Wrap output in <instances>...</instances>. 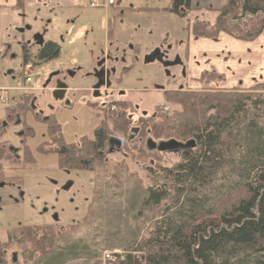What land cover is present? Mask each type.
<instances>
[{
	"label": "rangeland",
	"instance_id": "374dc122",
	"mask_svg": "<svg viewBox=\"0 0 264 264\" xmlns=\"http://www.w3.org/2000/svg\"><path fill=\"white\" fill-rule=\"evenodd\" d=\"M80 1L84 0H51L46 6L34 2L33 6L25 8L23 12V24L26 29L23 42L3 41L7 49L5 53L3 51L0 53V87L8 88L7 94H4V98H7L4 109L7 105L8 107L13 105L20 95L12 88H25L27 85L38 88L32 92L35 109L31 110L33 112H28L25 118V122L34 131L33 138L26 141L30 148L47 140L46 125L42 122L50 115H53L59 123L61 134L67 143L75 142L81 136L88 138L93 136L92 130L98 120L84 105V102L90 100L85 96V89L92 83V79L83 76V71L74 69L82 60L85 58L87 60L88 51L86 50L84 55L83 45L71 39L77 31V23L82 24V19L79 20L80 13L85 17L84 25L88 34L92 30L95 33L100 32L103 23L101 15L104 12L87 7V3L81 5ZM141 1L145 2V0ZM157 1L160 0H152L151 3ZM42 2L47 3L46 0ZM211 2L204 1V5L199 6L203 8L196 10L200 20L205 24L209 23L210 26L217 16L204 9H207V5ZM135 3V0L133 2L115 0L120 13L124 11L123 8L132 7ZM241 6L230 14L227 21V23L232 22L230 26L242 25V20L249 21ZM194 15L195 13L188 12L184 17L165 11L136 12L132 16V12H128L113 18L116 41L123 39L124 43L133 42L137 51L136 54L132 53V68L123 75L120 87L132 91V104L139 110H146V116L151 114L154 105L163 103V92L197 87L195 80L189 76L190 72L196 73L199 68L198 61L203 59L200 52L196 54L197 48L194 46L189 29L190 20ZM257 16L254 15V18ZM49 18L52 22L48 25L46 20ZM81 31L82 29L78 30V34ZM35 32L42 37L43 42L58 43L61 49L57 58L48 61L38 57L37 48L27 41ZM5 33L1 32L2 36ZM14 37L18 36L14 35ZM263 38L264 33L253 43L257 46L253 50L255 62H258L261 54H264ZM222 45L227 47L234 57L241 55L236 47L227 45L222 39L214 45V50L221 48ZM159 47L164 55L163 63H170L168 73L159 61H146L147 57ZM77 50L79 54L73 56L72 54ZM26 55L25 65L33 75L32 85L25 83L23 78V58ZM60 71L69 73H66L65 79L69 90L63 101H56L51 94L55 86L52 76ZM262 79L263 77L260 82ZM224 82L225 80L219 77H211L210 84L205 88L210 91L231 90L230 87H223L227 86ZM31 91H26L27 93L19 98L30 96ZM106 101H110V98ZM172 108L168 106L169 110ZM4 114L0 105V120L5 118ZM35 115H41L40 121L34 120ZM247 118L257 119L258 124H261L264 114L253 109ZM17 119L18 117L0 138V143H6L7 146L12 144L20 148L21 139L17 134L21 133L22 126ZM192 140L191 137L185 141H175L185 144ZM142 144L145 146L144 140ZM144 146L142 148L146 149L147 147ZM196 148L195 145L194 149ZM188 149L191 150L186 148L159 152L147 148V152L152 157L150 158L149 155L143 163H137L130 157H122L119 152L113 153L112 150H107L105 156L91 163L87 171L69 173L58 170L55 155H38L37 169L29 175L24 172L23 178L19 181L0 185V243L7 241L8 231L20 226L55 224L63 227L74 224L73 229L59 236L56 235L52 247L49 250L45 247L47 253L43 255L36 252L37 242L26 249L25 255L21 253L19 244L12 243L8 247V255L11 252L18 254V264H103L101 259L103 252L111 251L114 254L120 252L122 256L117 257L111 264H117L127 257L131 259V264H146V254L138 247L141 246L140 240L152 232L156 223L167 224L184 220L193 206L203 204L205 199L210 200L240 183L247 167L243 158L245 148L241 145L232 153L227 165L214 180L194 184L190 194L178 195L166 170L170 172L173 166L182 163L183 153ZM3 166L5 176L10 174L12 168L18 167L7 161ZM149 187L157 192L161 190L164 192L156 203L148 198ZM86 214L87 218L82 221ZM33 233L35 234L36 230L30 235ZM41 234L44 233L36 235Z\"/></svg>",
	"mask_w": 264,
	"mask_h": 264
},
{
	"label": "trees",
	"instance_id": "16d2710c",
	"mask_svg": "<svg viewBox=\"0 0 264 264\" xmlns=\"http://www.w3.org/2000/svg\"><path fill=\"white\" fill-rule=\"evenodd\" d=\"M29 1L15 0L14 8L24 11ZM240 5L249 21L242 20V25L230 26L232 22L227 23L228 18ZM163 10L186 16L192 11L191 0H170ZM210 11L217 16L213 25L202 20L193 22L190 26L193 37L216 39L220 33H225L248 42L264 33V0H227L224 7ZM254 15L258 16L254 18ZM58 53L59 46L48 42L38 57L51 60ZM23 59L25 65L27 55ZM208 77L203 75L201 80ZM19 97L13 105L5 108V118L0 120V138L18 117L22 126L21 146L14 153L7 150L6 143H0V160L21 164L27 170L37 169L38 155H55L60 171H87L91 163L105 156L108 136L120 140L125 148L122 157H130L137 163H143L150 155L147 148H142L143 141L139 139L185 141L195 136L197 148L194 152L183 153L182 163L173 166L170 172L166 170L175 192L184 195L191 193L192 185L214 180L232 153L243 145L247 167L240 183L210 200L205 199L203 204L193 206L184 220L156 223L152 232L140 240L138 248L145 252L146 264H264V120L258 124L257 119H246L253 109L264 114V75L261 82L248 90L168 92L164 94V101L178 106L170 115L153 116L151 113L143 117L132 106L134 125L139 128L132 145L127 141L126 112L120 115L115 111L111 120L108 117L101 119L92 138L81 136L71 143L65 142L59 123L50 115L41 121L46 125L47 140L30 148L26 141L33 138L34 131L25 118L33 109V95ZM40 118L41 115L34 116L35 121ZM113 120L117 121V128L109 123ZM147 191V197L155 203L164 193L151 187ZM86 218L87 214L82 221ZM73 225H24L8 231L7 241L0 244V264L10 262V254L3 252V247L19 244L25 255L26 249L37 242L36 252L43 255L52 247L56 235L73 229ZM33 230L36 233L30 235ZM39 233L44 234L37 236ZM117 264H131V259L124 258Z\"/></svg>",
	"mask_w": 264,
	"mask_h": 264
},
{
	"label": "flooded vegetation",
	"instance_id": "af4514ba",
	"mask_svg": "<svg viewBox=\"0 0 264 264\" xmlns=\"http://www.w3.org/2000/svg\"><path fill=\"white\" fill-rule=\"evenodd\" d=\"M46 2H42V0H30L29 3H27V6L30 8L31 6L29 5H33L34 2H39V4L41 3L43 6H46L48 3H50L51 0H46ZM75 1H79V0H75ZM91 0H84V1H80L81 5H84V3H87V7L92 8V9H99L101 11H103L104 13L101 15V17H103V23L100 26V32L99 33H95L93 30L91 32H89L87 34V28L85 27V17L83 14H79V20L82 19V24L81 23H77V31L75 32V36L73 39H71V41H75L77 43H79L80 45H83L84 51L83 54L86 55V50L88 51L87 53V60L86 58L84 60H82L81 63H78L74 69L77 71H83V76L86 77H90L92 79V83L89 85V87H87L85 89L86 94L85 96L89 97V101L88 102H84V105L86 107L87 110H89V112H93V116L95 119H97V123L94 126L93 130H92V134L95 130V128L100 124L101 119H105V117H108L110 120L112 118L113 113L116 111L118 112L120 115H123L124 112H126L127 118H128V122L127 120L125 121V123L129 125V130H128V141L129 143L132 145V141L136 139L138 133H139V128L135 127L134 125V114L132 111V106L134 107V109L138 112L141 113V116L145 117L146 116V110H139L137 106H134L132 104V91L129 89H126L124 87H120V84L122 82V77L125 73H127L131 68H132V53L136 54V48L133 45V42H126L124 43V40L121 39L119 41H116L115 39V33H116V27H115V22H114V17H116L117 15L121 14L124 15L125 13H130L132 12V8L131 10L128 7L123 8L124 11L120 13V8H118L115 5V0H105L103 2V5H99V6H91L90 5ZM172 14V13H171ZM22 18L24 17V13L21 14ZM174 15V14H173ZM47 24H51L52 19H48L46 20ZM82 31L78 34V30ZM94 29V27H93ZM25 25L22 24L20 26V28H18L19 33H17L18 35L21 36V42H23L24 38H25ZM102 32V34H101ZM37 32L31 34L28 37V42L30 45H33L37 48V55L40 53V51L42 50V48L45 46L46 43L48 42H54V41H44L42 37L39 34H36ZM40 33V32H38ZM42 34V33H41ZM87 35V36H86ZM38 36L41 38V44L37 45V40H38ZM35 37V39H33ZM196 38V37H193ZM58 45V43H56ZM85 45V47H84ZM59 46V45H58ZM86 48V49H85ZM158 48V47H157ZM60 46H59V53L57 55V57L60 54ZM153 51V50H152ZM151 51V52H152ZM55 57V58H57ZM151 61L149 62H153V61H159L160 63L163 64V66L165 67V72L168 73V68L170 65V63H163V52L162 49H155L150 55L149 57H147V60L151 59ZM52 60V59H51ZM50 61V60H48ZM87 64V65H86ZM68 73L60 71L58 74H54L52 76V78L54 79L55 82V86L52 88L51 94L53 93L54 90H56V85L57 84H64L66 86V88L64 89V96L62 98V100H57L54 99V97L52 96V98L56 101H63L65 98V95L67 93V91L69 90V87L66 85L65 83V79ZM69 74V73H68ZM72 76V74H70ZM190 78H193L191 76V74L189 73ZM99 84V87H96V85ZM195 89H191L189 87L186 88H177L174 90H170V91H165L162 94V98H163V103L162 104H157L154 105L153 109L151 110L153 113V116L158 114V115H162V114H167L170 115L172 112H174L175 110L178 109L177 104L175 103H167L164 101V94L168 93V92H180V91H194ZM110 98V101H106V99ZM112 98V99H111ZM66 104H68V102L66 101ZM168 106L173 107L171 110L168 109ZM109 116H107V115ZM96 116V117H95ZM133 122V125H132ZM111 125H114V127H118L117 125V121L115 122L110 121L109 122ZM135 129L134 132H132V130ZM193 143L195 144V136H193L192 138ZM145 142V146L147 147V141L148 140H152L151 138H145V139H139V141H143ZM111 141V142H110ZM109 142V143H108ZM154 142V141H153ZM161 142V141H157L154 142L155 144ZM108 144V146H107ZM193 144V146L190 147V151H194L195 149V145ZM148 148V147H147ZM149 149V148H148ZM182 150H185L186 148H181ZM180 149V150H181ZM7 150L17 153L18 150H10V148L7 147ZM107 150H112V152L114 153L116 151L119 152L120 155L124 156L125 153V148H122V144L120 142V140L116 139L113 136H108L106 139V143H105V149H104V154ZM132 150V149H131ZM150 150V149H149ZM156 150V149H153ZM187 152H190L189 149L186 150ZM185 152V151H184ZM5 161L10 162L8 160H0V166H1V177H0V185H3L5 183L8 182H12V181H19L21 180V178H9L6 179V176L4 174V170H3V165L2 163H4ZM22 166V165H21ZM32 171V170H31ZM4 180V181H2ZM4 243V242H3ZM1 244V243H0ZM3 252H5L6 254H8V246L3 247ZM11 256H15V258L17 257V254H14L13 252H11Z\"/></svg>",
	"mask_w": 264,
	"mask_h": 264
},
{
	"label": "crops",
	"instance_id": "0c3cea01",
	"mask_svg": "<svg viewBox=\"0 0 264 264\" xmlns=\"http://www.w3.org/2000/svg\"><path fill=\"white\" fill-rule=\"evenodd\" d=\"M133 1L134 0H132V2ZM135 1L136 3L134 5L132 4V7H128L130 10L132 8V16H134L136 12H165L163 8H165L170 2V0H160L155 3H151L152 0H145V2L141 0ZM204 1H206V3L208 1H212L211 4L207 5V9L204 10H217L221 7H224L227 2V0H191L192 10H199L203 8L199 6L204 5ZM14 4L15 0H0V53L1 51L5 53L7 49V45L3 41H16V43L21 42V36L17 33H19L18 28H20V26L24 23V17L22 18L21 15L24 11L14 8ZM26 8L29 7L27 6ZM191 13L194 12L192 11ZM196 19H201L197 11H195V15L191 20ZM7 31H9V33H5ZM1 32L5 33L4 36H2ZM14 35H17L18 37H14ZM219 39H222L224 42L227 43V45L236 47L241 52V55H237L236 57H234L233 54L229 52V49H227V47H225L224 45H222L221 48H215L214 50V45L218 44ZM192 40L194 41V46L197 48L196 54L200 52L201 56L203 57L201 61H198L199 68L196 70V73L190 72L191 76L193 77V80H195V84L197 86L196 88L205 87L204 84L210 83V76L213 75L214 76L212 78L219 77L221 78V80H225L224 84H227V86L223 87H230L231 89H249L254 85L258 84L261 78L263 77L264 54H261V58L258 62H255L253 58V50H255L257 47L255 44H253L255 43V39L253 41L244 42L239 41L228 34L222 33L215 40L204 37H196ZM262 48H264V38L262 40ZM78 54L79 51L77 50L72 55L77 56ZM233 66H235V68ZM203 75L209 77L201 80V76ZM11 149L16 150V147L11 144L10 150ZM2 165H4V163H2ZM16 165L18 167L12 168L9 175L6 174V179H22L24 172L28 173L29 175L33 171L25 169L21 166V164Z\"/></svg>",
	"mask_w": 264,
	"mask_h": 264
},
{
	"label": "water",
	"instance_id": "95a60500",
	"mask_svg": "<svg viewBox=\"0 0 264 264\" xmlns=\"http://www.w3.org/2000/svg\"><path fill=\"white\" fill-rule=\"evenodd\" d=\"M240 8H242V6ZM33 39H35V37ZM36 44L37 45L41 44V38L39 36H38V40H37ZM151 60H152V58L149 60L146 59L147 62H149ZM96 87H99V84L96 85ZM65 88H66V86L64 84H57L56 90H54L52 93V96L54 97V99L62 100V98L64 96V89ZM134 131H135V129L132 130V132H134ZM193 144H194L193 141H188L185 144L177 142L175 140L161 141V142H158L156 144L152 140L147 141V147L150 150L156 149L159 152L175 151V150H178L181 148H190L191 146H193ZM12 261L16 262L15 256H13Z\"/></svg>",
	"mask_w": 264,
	"mask_h": 264
},
{
	"label": "built area",
	"instance_id": "2783aa9c",
	"mask_svg": "<svg viewBox=\"0 0 264 264\" xmlns=\"http://www.w3.org/2000/svg\"><path fill=\"white\" fill-rule=\"evenodd\" d=\"M104 1L105 0H91L90 5L91 6L103 5V2ZM31 81H32L31 80V75L29 73H27L26 74V77H25V82L26 83H31ZM24 90H26V89L24 88ZM4 102H5L4 95L2 93H0V105H3ZM117 257H122L120 252H117V254H114L111 251H105V252H103L102 257H101L102 263L103 264H111V263H114ZM8 264H14V263H11L10 262Z\"/></svg>",
	"mask_w": 264,
	"mask_h": 264
}]
</instances>
